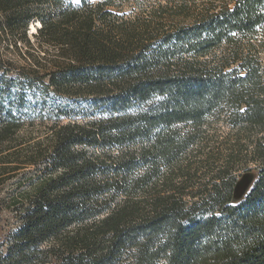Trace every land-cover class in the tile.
<instances>
[{
  "label": "trees",
  "instance_id": "1",
  "mask_svg": "<svg viewBox=\"0 0 264 264\" xmlns=\"http://www.w3.org/2000/svg\"><path fill=\"white\" fill-rule=\"evenodd\" d=\"M231 2L167 28L113 0H0V40L31 46L0 59V212L17 220L0 264H264V137L240 203L230 166L194 192L156 181L195 144L180 124L227 107L264 129L262 63L212 54L264 27V0Z\"/></svg>",
  "mask_w": 264,
  "mask_h": 264
},
{
  "label": "rangeland",
  "instance_id": "2",
  "mask_svg": "<svg viewBox=\"0 0 264 264\" xmlns=\"http://www.w3.org/2000/svg\"><path fill=\"white\" fill-rule=\"evenodd\" d=\"M91 1L96 4L105 0ZM227 2L233 7L231 0H113L114 5L109 9L128 18L136 15L145 17L149 12H155L156 22L164 23L169 28L192 25L203 9L210 8L212 4L224 5ZM33 24L37 23H30L29 30ZM35 33L31 34L29 31L27 34L32 46L38 43ZM21 38L16 35L18 49L11 39H1L0 59L11 60L17 66L25 65L22 55L31 50V46ZM238 49L244 54H254L264 66V27L257 28L254 35H235L231 42L223 43L212 50V54L223 56ZM236 122L230 109L222 107L213 111L199 127H194L191 123L176 126L183 134H194L195 144L174 165H163L161 176L156 179L159 188L162 189L160 186L166 182L169 189L185 185L188 187L187 192H194L210 181L219 170L230 166L238 178L234 203L243 201L258 179L261 162L256 161L253 151L255 143L264 137V129L262 126L253 127ZM35 124L41 125L39 121ZM142 146L146 144L138 142L130 146V149H139ZM16 224L17 220L12 213L0 212V240L6 238Z\"/></svg>",
  "mask_w": 264,
  "mask_h": 264
},
{
  "label": "bare ground",
  "instance_id": "3",
  "mask_svg": "<svg viewBox=\"0 0 264 264\" xmlns=\"http://www.w3.org/2000/svg\"><path fill=\"white\" fill-rule=\"evenodd\" d=\"M38 27H41V24L38 22L37 24H33L31 27L30 33L33 34L34 32H37Z\"/></svg>",
  "mask_w": 264,
  "mask_h": 264
}]
</instances>
